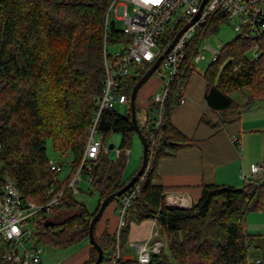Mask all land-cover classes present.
I'll return each mask as SVG.
<instances>
[{
    "label": "trees",
    "instance_id": "1",
    "mask_svg": "<svg viewBox=\"0 0 264 264\" xmlns=\"http://www.w3.org/2000/svg\"><path fill=\"white\" fill-rule=\"evenodd\" d=\"M111 2L0 0V184L6 178L12 179L23 197L37 205H44L61 193L56 205L39 213L37 233L42 244L58 249L88 239L90 221L103 198L133 175H125L130 141L135 133L130 109L125 115L110 109L101 115L98 123L102 136L100 153L82 170L89 177L90 193L99 194L96 209L88 211L67 187L84 151L94 95L103 88V43L115 45L127 41L115 21H108L105 27ZM224 21L222 11L211 14L187 45L170 85L163 124L157 131L158 144L151 148L148 142L147 169L142 180H137L140 188L128 208L119 237L116 231L97 237L94 228L95 240L103 249L100 264L112 256L116 244L115 264H136V257L124 258L121 252L128 244L131 223L144 220L155 221L162 240L160 251L150 252L145 264H254L256 259L249 261V243L255 235L246 231L245 218L251 212L264 213L263 173L244 181L240 187L202 185L197 202L188 208L167 205L164 187L153 183L164 157L177 149L197 145L171 124L170 115L181 103L184 88L195 72L193 58L198 53L199 42L215 33ZM179 27L166 28L158 40L160 53ZM255 46L258 56L252 60L247 53ZM150 66L146 65L144 72ZM202 77L206 83L204 98L212 111L239 112L256 100L264 101V32L253 38L236 35L222 46ZM139 78L137 75L127 79L124 92L128 97ZM234 91L249 92L243 104L231 97ZM139 110L136 102V113ZM145 122L150 126V119L146 118ZM206 123L212 127L218 125ZM138 126L147 137L148 128L139 123ZM111 133L121 136L114 159L109 157L110 150H105L106 138ZM47 140H51L60 157L70 158L72 167L64 178L59 177L61 172L50 168ZM120 198L111 202L116 203L117 210ZM68 210L73 213L60 221L45 217L47 213L52 216ZM46 221H52L53 225L45 226ZM96 256L97 251L91 245L89 258L82 264H92ZM0 264L14 263L0 252Z\"/></svg>",
    "mask_w": 264,
    "mask_h": 264
},
{
    "label": "built area",
    "instance_id": "2",
    "mask_svg": "<svg viewBox=\"0 0 264 264\" xmlns=\"http://www.w3.org/2000/svg\"><path fill=\"white\" fill-rule=\"evenodd\" d=\"M201 2L202 0H112L105 17V27H107L109 14L115 13L118 15L115 16L116 18L123 20L122 31L127 36V41L123 43L121 49L113 53H109L106 42L103 43V88L94 98V110L84 151L76 172L67 184L71 190L80 182L83 168L89 161L95 160L100 153L102 136L98 131V123L101 115L113 109L115 104H125L129 107V97L124 92V88L128 86L127 79L137 76L139 70L156 60L160 54L158 40L166 28L181 27L188 22L198 12ZM128 4L133 6L132 13L127 12ZM218 10L225 13V22L232 26L236 35L253 38L264 32V0H206L198 19L183 31L154 72L161 78L162 85L158 91L154 92L150 101L152 103V109L148 115L150 126H148V136L145 137L147 143L150 142L151 148L158 144L157 131L163 124L170 85L178 73L186 47L196 36L198 28ZM204 49L213 52L212 61L216 59L218 51L209 46H204ZM251 51L256 58L257 47H253ZM202 58L203 55L198 50L193 62L197 63ZM233 142L238 148L240 147L236 139H233ZM68 163L67 159L59 163L50 161V168L55 172H62ZM262 169L260 165L251 166L250 175L243 176V180L257 178L256 175L261 173ZM142 178L143 175L139 179L142 180ZM137 182L121 195L117 210L119 217L117 237L124 226L128 208L138 194L140 183ZM58 196L44 205H37L23 197L12 179L6 178L0 184V252L3 258L14 264H48L42 257L43 249L37 234L38 223L41 220L39 213L42 210L48 211L50 207L56 205ZM165 202L167 205L176 207L184 205L182 197L178 195H165ZM161 246L159 228H156L149 243L132 244L136 253V264L147 263L150 252L158 253ZM117 259L118 245L116 244L112 256L108 257L104 264H115ZM254 264H261V260L256 259Z\"/></svg>",
    "mask_w": 264,
    "mask_h": 264
},
{
    "label": "crops",
    "instance_id": "3",
    "mask_svg": "<svg viewBox=\"0 0 264 264\" xmlns=\"http://www.w3.org/2000/svg\"><path fill=\"white\" fill-rule=\"evenodd\" d=\"M159 81H154L145 95L143 94V106L149 112V100L161 87ZM205 88L206 83L202 75L192 73L184 88L181 103L174 107L170 115L171 124L186 137L195 140L197 145L177 149L164 157L159 163L157 177L153 180L154 184L164 187L165 195L181 196L184 208L197 202L202 185L225 184L239 187L244 182L242 177L250 175L253 165L262 166L261 173L264 174V116L254 114L252 105L247 112L252 115L243 114V109L225 114L212 111L204 98ZM205 120L218 125L212 127ZM143 127L148 128L145 119ZM233 139L238 141L239 148ZM132 173H128L127 164L125 175ZM118 220L116 203L113 202L106 207L96 223L95 235L99 237L104 232L114 233ZM156 228L158 226L153 220L132 222L127 246L149 243ZM84 241L87 242L79 249L52 263L85 262L89 258L91 244L88 239H83L80 243ZM255 259H261L262 263L261 257L257 256Z\"/></svg>",
    "mask_w": 264,
    "mask_h": 264
},
{
    "label": "rangeland",
    "instance_id": "4",
    "mask_svg": "<svg viewBox=\"0 0 264 264\" xmlns=\"http://www.w3.org/2000/svg\"><path fill=\"white\" fill-rule=\"evenodd\" d=\"M132 7L133 6L130 4L127 5L128 13H132ZM115 16L118 15H116L115 13H110L108 16V21L109 22L115 21L116 26L122 29L123 20L118 19ZM235 36H236V32L232 29V26L224 21L218 25L217 31L215 33H211L207 39L203 40L202 42H199L198 45L199 53L203 55V58L197 63H194L196 75L201 76L204 73L208 64L212 61L214 56L213 52L209 49H204V46H209L210 48L216 51H220L222 46L231 39H233ZM122 47H123V43L115 44V45H107V51L109 53H113L115 50L121 49ZM247 56L252 60L254 59V54L252 51L248 52ZM143 72L144 69H141L137 74L141 76ZM154 81H159L160 86L162 85L161 78L156 73H153L152 76L140 87L137 93L136 102L138 103L140 110L136 113V118L141 127H143V120L146 119V117L149 115L148 109L145 106H143L145 104V99L143 98L144 97L143 94L145 95L146 91L150 89V86ZM230 95L235 101H237L238 103H242L243 101L244 102L246 101L249 92L245 91L244 94H242L239 91H234ZM96 96L97 95H94V98ZM113 110L120 115H125L127 113L128 106L125 104L123 105L115 104ZM251 110H253L252 112L256 115L264 116V101H260V100L254 101ZM247 112H249L248 109H243L242 111V113L245 115L246 114L252 115V113H247ZM106 139H107L106 140L107 145L109 143H113L114 147L113 150L109 152V157L111 159H114L117 156L116 154L119 148L121 136L118 133H111L107 136ZM45 147L49 161L63 162L66 159L64 157H60L59 154L56 151H54L51 144V140L46 141ZM141 155H142L141 143L138 137L136 136V134L134 133V135H132L131 137L130 147L128 150V173H132L133 171L137 170L141 162ZM67 160L69 161V163L66 164L64 170L59 174L60 178L66 177L71 170L72 166H71L70 158L68 157ZM72 193L76 200H78L79 202L83 203L86 206L88 211L93 212L96 209L99 201V194L96 192L90 193V184L88 181V176L84 172L80 174V182L72 189ZM72 213L73 211L71 210L64 211L52 216L47 213L45 214V217H51L54 221H60L61 219ZM245 229L249 234L255 235L253 241L249 243L250 246L249 261L253 262L255 257L258 256L262 258L261 264H264V213L263 212L248 213L245 218ZM85 242L87 241H84L83 243L79 242L67 249H58L41 243V248L43 249L42 257L48 262V264H53L52 262L62 260V258H64L68 253L79 249L81 246L85 244ZM121 255L122 257L128 259H135L136 257V253L133 247H129V246H126L125 250L121 252Z\"/></svg>",
    "mask_w": 264,
    "mask_h": 264
},
{
    "label": "water",
    "instance_id": "5",
    "mask_svg": "<svg viewBox=\"0 0 264 264\" xmlns=\"http://www.w3.org/2000/svg\"><path fill=\"white\" fill-rule=\"evenodd\" d=\"M206 0H202L199 10L196 14L193 15V17L183 24L175 33V35L172 37V39L169 41L166 48L158 55L156 60L151 64V66L140 76V78L135 82L133 87L131 88L130 95H129V109H130V118L131 123L134 128V132L136 136L138 137L141 147H142V155H141V162L137 170L134 172V174L129 178V180L121 186L119 189L113 191L112 193L108 194L103 198L101 201L98 210L93 215L89 228H88V240L91 243V245L96 249L97 256L92 264H100L103 258V249L101 246L96 242L94 237V228L96 226V223L101 218L103 212L105 211L106 207L114 201V199L119 198L125 191H127L131 186H133L137 180L143 175L145 169L147 168L148 164V143L146 140L145 135L141 132L137 119H136V97L138 90L140 87L152 76V74L155 72L157 67L160 65L161 61L164 59L165 55L168 54L170 49L173 47V45L176 43L180 35L183 33L185 29H187L188 26H190L192 23H194L199 15L200 10L202 9L204 3ZM113 143H109L107 145L108 150H113ZM45 226H51L53 225L52 221H46Z\"/></svg>",
    "mask_w": 264,
    "mask_h": 264
}]
</instances>
